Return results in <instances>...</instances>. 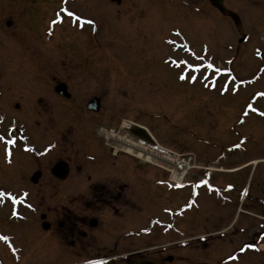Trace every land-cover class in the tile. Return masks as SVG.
I'll return each mask as SVG.
<instances>
[{
	"label": "rangeland",
	"instance_id": "1",
	"mask_svg": "<svg viewBox=\"0 0 264 264\" xmlns=\"http://www.w3.org/2000/svg\"><path fill=\"white\" fill-rule=\"evenodd\" d=\"M75 10L87 21H74ZM63 82L72 103L57 101ZM95 98L98 112L86 104ZM120 125L129 137L137 125L141 138L191 155L189 173L176 171L186 183L160 187L156 181L167 182L175 162L147 163L118 151L129 166L122 170L143 177L140 183L120 174L116 183L129 191L120 195L129 201V227L146 228L158 211L166 222L160 229L171 230L167 237L132 235L129 248L172 242L170 264L205 260L209 252L221 261L248 238L251 226L240 232L248 218L264 230V220L237 211L246 186L241 206L264 217V0H0V136L23 128L27 137L5 168L13 178L0 173V183L16 187L17 206H44L46 183L62 191L47 201L87 197L72 191L76 181L111 178L117 163L97 129ZM59 159L68 161L70 177L52 183ZM41 166L44 175L28 186ZM204 175L210 180L199 185ZM24 181L29 192L20 194ZM8 202L0 195L1 205ZM1 207L3 224L8 211ZM196 235L204 237L191 240ZM39 236L34 232L33 240ZM32 248L15 264H45L43 252ZM240 264H264V240L246 248Z\"/></svg>",
	"mask_w": 264,
	"mask_h": 264
},
{
	"label": "flooded vegetation",
	"instance_id": "2",
	"mask_svg": "<svg viewBox=\"0 0 264 264\" xmlns=\"http://www.w3.org/2000/svg\"><path fill=\"white\" fill-rule=\"evenodd\" d=\"M74 14L75 21H87V18L78 14L76 10ZM94 28H96L95 24ZM57 96V101L65 98L63 101H67L68 103L74 102V97L71 98V92L67 90L66 95L58 94ZM100 100L98 103L101 102ZM86 104L88 105V103ZM97 110L98 108L94 111L98 112ZM117 114L116 120L120 118V112ZM112 117H115V113H112ZM22 129H14L13 131L16 132V135H13V131H11V137L7 136V134L4 135L5 138L0 136L3 143V148H0V151L5 154L1 155L0 158V173L5 174L6 177L13 178L11 173L6 169L13 165L10 159L13 157L12 155L16 151L17 146L22 145L18 144V141L27 138H21ZM132 133L138 137L144 134L142 128L137 125L134 127ZM8 140H12L13 143H7ZM122 155L125 156L123 153L114 151H111L109 155L112 161L117 162L116 169L111 172L113 174L111 178L108 174H101L95 180H93L94 176L90 175L83 177H86V182L76 181V185L73 186L72 191L77 195L88 194L82 200L72 202L47 201L54 196L52 194L59 195L62 191L60 187H49L46 183L43 188L44 206L40 204V208L37 207L36 209V205L33 207L36 211L35 218H32L33 208L30 203L28 204L27 201H22L17 206V203L12 198L11 195L17 191L14 189L16 187L12 184L5 186L3 182L0 183V185H3L0 186V192L5 194L1 196L9 200L8 203H3L4 209L8 211V214L4 218L3 224H0V264H15L17 257H23L27 253L26 251L29 252L32 247L33 252H37V250L43 252L45 264H130L138 259H152L157 264H170L174 262L172 256L174 253L172 251L173 249L176 250V246L171 247L172 242L153 244L146 247L135 246L133 248H129L127 245L128 238L132 235H135L137 239L140 238L139 236L141 234L154 238L159 236L167 237L170 235L171 230L160 229V225L166 224V222L160 219L158 211L149 216L151 218L146 228L140 229L138 227L139 229H135L134 226L129 227L128 219L124 217L128 209L127 205L129 201L120 200V195L124 193L128 194L129 191L126 190V186H119L116 183L118 178H121L120 174L127 175L131 179L134 178L140 183H143V177H133L132 171L122 170L124 166L126 168L129 167L127 161L121 159ZM127 158L129 157L127 156ZM58 162H62L63 169H66L63 176H61L62 174L56 175L52 172L54 165ZM41 168L42 170L39 169L33 172L29 179V184L24 181V185L19 186L20 194H27L29 192L25 188L27 184L29 186L30 184L38 183L40 177L45 172L44 166H41ZM69 170L68 161L66 159H59L50 169L51 182L57 183L69 178ZM36 174L37 176L34 180V175ZM13 182L15 183V180ZM46 194H51V196L48 195L46 197ZM53 199H57V196ZM73 199L75 200V198ZM165 214H168L166 209H164L163 216ZM1 221L2 219H0ZM250 226L253 229L248 232L247 230ZM246 231L248 238H245L243 241L240 240L239 247L237 245L233 252L229 253L230 257H235L238 253H241V249L243 248H248L252 251L258 247V231L254 230V225H246ZM17 232L21 238V244H17ZM34 232H38L40 236L33 240ZM3 237H7L8 239L5 240ZM166 251L170 252L166 253ZM147 254H151L150 258L146 256ZM1 255L4 257V261ZM209 255L212 254L210 252L206 253L205 260H194L191 264H221V261H216L214 256ZM241 257L240 255L236 264H240ZM5 259H7L6 262Z\"/></svg>",
	"mask_w": 264,
	"mask_h": 264
},
{
	"label": "bare ground",
	"instance_id": "3",
	"mask_svg": "<svg viewBox=\"0 0 264 264\" xmlns=\"http://www.w3.org/2000/svg\"><path fill=\"white\" fill-rule=\"evenodd\" d=\"M123 125H120L119 129L115 130H112V128L105 129L100 126L101 128L97 129V133L98 135L103 137L106 144H110L111 147H113L114 152L123 151L147 163L155 162V160L157 159L166 162H175V167L170 173V180L179 178L177 176L176 169H178L177 164L180 162H176L174 154L170 153L167 149L164 150L162 148L160 149L158 147H153L152 145L138 142L131 137H128L129 132L127 131V129H125V127H123ZM104 166H106V164ZM181 166L188 167L189 163L187 161H182ZM206 168L211 167L208 166ZM235 168L236 167H233L231 169ZM231 169H228V171H230ZM180 179L181 177L178 179V181Z\"/></svg>",
	"mask_w": 264,
	"mask_h": 264
},
{
	"label": "water",
	"instance_id": "4",
	"mask_svg": "<svg viewBox=\"0 0 264 264\" xmlns=\"http://www.w3.org/2000/svg\"><path fill=\"white\" fill-rule=\"evenodd\" d=\"M56 90H57L58 92L63 93V94L66 95V85H65L64 83H61V84L57 85ZM88 105H90L89 107L92 108V109H97V108H98V99H96V98L93 99ZM60 166H62V164L58 163L57 166H56V168L62 170ZM64 167H65V166H64ZM63 170H64V169H63ZM64 172H66V169H65L64 171H61V172H60V174H62L61 176L64 175ZM34 176H35V177H34V180H35L37 174L34 175ZM133 264H155V263L152 262V261L143 260V261L135 262V263H133Z\"/></svg>",
	"mask_w": 264,
	"mask_h": 264
},
{
	"label": "snow or ice",
	"instance_id": "5",
	"mask_svg": "<svg viewBox=\"0 0 264 264\" xmlns=\"http://www.w3.org/2000/svg\"><path fill=\"white\" fill-rule=\"evenodd\" d=\"M249 107H251V105H249ZM7 143L11 144V143H13V141L12 140H8ZM202 183H203V181H202ZM0 195H5V194L0 192ZM3 239L7 240L8 238L7 237H3ZM241 251H243V249H241ZM231 258L234 259V257H231Z\"/></svg>",
	"mask_w": 264,
	"mask_h": 264
}]
</instances>
